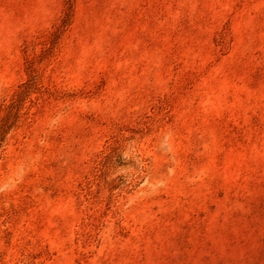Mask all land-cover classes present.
Here are the masks:
<instances>
[{
	"label": "rangeland",
	"instance_id": "374dc122",
	"mask_svg": "<svg viewBox=\"0 0 264 264\" xmlns=\"http://www.w3.org/2000/svg\"><path fill=\"white\" fill-rule=\"evenodd\" d=\"M0 264H264V0H0Z\"/></svg>",
	"mask_w": 264,
	"mask_h": 264
}]
</instances>
